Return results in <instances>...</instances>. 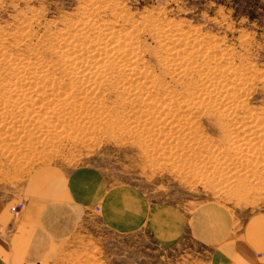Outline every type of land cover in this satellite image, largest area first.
I'll return each mask as SVG.
<instances>
[{
    "label": "rangeland",
    "instance_id": "374dc122",
    "mask_svg": "<svg viewBox=\"0 0 264 264\" xmlns=\"http://www.w3.org/2000/svg\"><path fill=\"white\" fill-rule=\"evenodd\" d=\"M228 2L0 0V199L14 200L37 168L67 173L84 165L107 186L130 187L152 205L198 215L203 204L220 203L242 220L264 213V23L236 16ZM63 37L76 42L66 48ZM108 40L116 50L103 48ZM77 46L103 48L97 59L111 63L115 53L138 61L111 68L64 63L91 60L94 51L84 55ZM74 230L41 264L210 259L204 230L188 227L164 246L146 226L117 232L94 213Z\"/></svg>",
    "mask_w": 264,
    "mask_h": 264
},
{
    "label": "crops",
    "instance_id": "0c3cea01",
    "mask_svg": "<svg viewBox=\"0 0 264 264\" xmlns=\"http://www.w3.org/2000/svg\"><path fill=\"white\" fill-rule=\"evenodd\" d=\"M15 200H21L22 207L12 214ZM93 213L117 232L146 226L164 246L176 244L188 227L204 230L210 245L208 264H264V213L242 220L220 203L203 204L198 215L173 204L152 205L130 187L107 186L96 168L84 165L67 173L37 168L14 200L0 199V264L46 259Z\"/></svg>",
    "mask_w": 264,
    "mask_h": 264
},
{
    "label": "bare ground",
    "instance_id": "6f19581e",
    "mask_svg": "<svg viewBox=\"0 0 264 264\" xmlns=\"http://www.w3.org/2000/svg\"><path fill=\"white\" fill-rule=\"evenodd\" d=\"M83 22V21H82ZM84 22H85V20H84ZM79 23V22H78ZM93 25H96V24H93ZM72 26V25H71ZM76 26H78V25H76ZM82 26V25H81ZM100 26V25H99ZM87 27V26H86ZM89 27V26H88ZM82 29V28H81ZM83 29H85V27H83ZM82 29V30H83ZM75 30V29H74ZM74 30H72L71 29V32H69V33H72V31L74 32ZM90 30V29H89ZM79 31H80V29H79ZM115 32V31H114ZM119 32V31H118ZM121 32V31H120ZM75 33H77L76 31H75ZM123 33V32H122ZM61 34H63V32L61 33ZM83 34V33H82ZM86 34V33H85ZM68 35V34H67ZM104 35V34H103ZM79 36H81V34L79 35ZM89 36V35H88ZM91 36V35H90ZM121 36V35H120ZM59 37V36H58ZM60 37H61V35H60ZM59 37V38H60ZM113 37H115V36H113ZM113 37H111V38H113ZM72 38V37H71ZM75 38H77V40L78 39H80V38H78V36L77 37H75ZM82 38V37H81ZM117 38V37H116ZM115 38V39H116ZM119 38H121V37H119ZM126 38V37H125ZM94 39V38H93ZM127 39V38H126ZM178 39V38H177ZM62 40L65 42H63V44L66 46V48L67 47H71L72 46V44H73V42L75 41L76 42V39H72V40H68L67 38H66V40H64V37L62 38ZM74 40V41H73ZM186 40V39H185ZM171 41V40H170ZM173 41H174V39H173ZM181 41H183V40H181ZM59 42H61V41H59ZM79 42V41H78ZM101 42V41H100ZM122 42V41H121ZM189 42H190V40H189ZM189 42H187V43H189ZM90 43V42H89ZM114 43H115V41H113V40H108L107 42H105L104 43V46H106V47H103V48H107L108 50H110V49H114L115 48V46H114ZM180 43V42H179ZM178 43V44H179ZM196 43V42H195ZM120 44V43H119ZM168 44V43H167ZM182 44V43H181ZM184 44V43H183ZM192 44V43H191ZM130 45H131V43H130ZM129 44H128V46H130ZM80 46V45H79ZM83 46H86V45H84V43H83ZM127 46V49L128 48H130V47H128ZM160 46H162V45H160ZM194 46H195V44H194ZM5 47V46H4ZM120 47H122L123 48V46H120ZM186 47V46H185ZM198 47V46H197ZM1 48H3V46L1 47ZM77 48H78V50H81L83 53H84V55H86V54H88L89 52H92V51H94V53L93 54H91L90 56H91V60H88L87 62H85V61H79L78 59H77V57H73L72 59H70L68 62L67 61H65L64 63H67V64H71V65H75V66H82V67H88V66H98V65H100L101 64V66H104V65H106V66H110L109 68H111V67H114V65H116L115 67H117V66H119V65H121V66H129V65H131L132 63H137V61L138 60H130V58H127V56L125 57V56H123L124 58H120V54H121V52L119 53V57H116V56H118V53H115L114 55H115V57L116 58H119L117 61L115 60V57H113V58H111L112 60L114 59V61H113V63H111V62H109L110 60H100V59H97V56H100V55H98L99 54V52H101L102 50L101 49H103V48H94V46H93V50L92 49H90L89 47H88V49H84V48H79L78 46H77ZM119 48V47H118ZM161 48V47H160ZM119 49H121V48H119ZM126 49V50H127ZM135 49V48H134ZM175 49V48H174ZM188 50H190L191 51V49H189V48H187ZM114 50H116V49H114ZM125 50V51H126ZM130 49H128V51H129ZM74 51V50H73ZM107 51V50H106ZM113 51V50H112ZM131 51H134V50H131ZM3 52V51H2ZM187 52V51H186ZM189 52V51H188ZM202 52H204V51H202ZM102 53V52H101ZM110 53V52H109ZM124 53V52H123ZM122 53V54H123ZM130 53V52H129ZM193 53V52H192ZM199 53V52H198ZM11 54V53H10ZM107 54V53H106ZM125 54V53H124ZM127 54H128V52H127ZM135 54V53H134ZM172 54V59H174V58H177V59H180V64L182 63V65L183 66H185L186 64H183V63H187L186 62V60H184L179 54H173V53H171ZM5 55V57L3 58L4 60H5V58L7 57V54H3V56ZM101 55H103V54H101ZM130 55V54H129ZM128 55V56H129ZM159 55H162V53L161 54H159ZM168 55V54H167ZM185 55V54H184ZM13 56V55H12ZM11 56V57H12ZM89 56V55H88ZM112 56V55H111ZM110 56V57H111ZM134 56V55H133ZM174 57V58H173ZM179 57H181V58H179ZM133 58V57H132ZM140 59L142 58V57H139ZM204 59H206V58H204ZM208 59V58H207ZM211 59V58H210ZM175 60V59H174ZM39 61V60H38ZM101 61V62H100ZM143 61V60H142ZM194 61V60H193ZM8 62V61H7ZM10 62V61H9ZM56 62V61H55ZM61 62V61H60ZM168 62V61H167ZM174 62V61H173ZM197 62V61H196ZM38 63V62H37ZM100 63V64H99ZM170 63V62H169ZM194 63H195V61H194ZM11 64H13V63H11ZM57 64V63H56ZM161 64V63H160ZM165 64V63H164ZM171 64V63H170ZM0 65H1V63H0ZM34 65V64H33ZM62 65V64H61ZM112 65V66H111ZM173 65V64H172ZM198 65V64H197ZM29 66V65H28ZM41 66H42V64H41ZM46 66V65H45ZM131 66H133V65H131ZM135 66V68H136V65H134ZM183 66H181V67H183ZM190 66V65H189ZM188 66V67H189ZM3 67V66H2ZM99 67V66H98ZM5 68V67H4ZM101 68H103V67H101ZM140 68V67H139ZM13 69V68H12ZM15 69V68H14ZM99 69V68H98ZM170 69V68H169ZM191 69H194V68H191ZM27 70V69H26ZM56 70V69H55ZM64 70V69H63ZM66 70V69H65ZM128 69H126V71H127ZM172 70H174V69H172ZM5 71V70H4ZM13 71V70H12ZM22 71V70H21ZM82 71V70H81ZM85 71V70H84ZM114 71V70H113ZM148 71V70H147ZM204 71V70H203ZM2 72V71H1ZM101 72V71H100ZM166 72V71H165ZM181 72V71H180ZM190 72H192V71H190ZM193 72H195V71H193ZM19 73H22V72H19ZM31 73H36V72H31ZM78 73V72H77ZM79 73H80V71H79ZM142 73V72H141ZM2 74V73H1ZM36 74H38V73H36ZM119 74H121V73H119ZM138 74V73H137ZM146 74V73H145ZM170 74V73H169ZM178 73H176L175 75H177ZM180 74V73H179ZM183 74V73H182ZM52 75V74H51ZM118 75V74H117ZM125 75V74H124ZM185 75H187V73L185 74ZM193 74H191V76H192ZM16 76V75H15ZM25 76V75H24ZM36 76V75H35ZM99 76V75H98ZM127 76V75H126ZM130 76V75H129ZM154 76V75H153ZM183 76V75H182ZM188 76H190V75H188ZM208 76V75H207ZM65 77V76H64ZM72 77V76H71ZM91 77V76H90ZM123 77V76H122ZM142 77V76H141ZM81 78V77H80ZM86 78V77H85ZM84 78V79H85ZM107 78H110V77H107ZM113 78H114V76H113ZM117 78V77H116ZM119 78H120V75H119ZM173 78V77H172ZM179 78V77H178ZM198 78V77H197ZM22 80L24 79V78H21ZM20 79V80H21ZM26 79V78H25ZM29 79V78H28ZM70 79V78H69ZM77 79V78H76ZM141 79V78H140ZM174 79V78H173ZM176 79V78H175ZM98 80V79H97ZM99 80H101V79H99ZM110 80V79H109ZM118 80V79H117ZM121 80V79H120ZM207 80V79H206ZM205 80V81H206ZM13 80H11L10 81V83L12 82ZM24 81V80H23ZM26 81V80H25ZM32 81V80H31ZM34 81V80H33ZM36 81V80H35ZM46 81V80H45ZM51 81V80H50ZM49 81V82H50ZM111 81H112V79H111ZM116 81V80H115ZM128 81V80H127ZM126 81V82H127ZM133 81V80H132ZM178 81H179V79H178ZM192 81V80H191ZM224 81H226V80H224ZM47 83H48V81H46ZM107 82V81H106ZM117 82H119V81H117ZM129 82V81H128ZM183 82V81H182ZM66 83V82H65ZM77 83V82H76ZM111 83V82H110ZM125 83V82H124ZM133 83V82H132ZM132 83H130V85H132ZM145 83V82H144ZM152 83V82H151ZM38 84H40V83H38ZM37 84V85H38ZM46 84V83H45ZM61 84V83H60ZM63 84V83H62ZM84 84V83H83ZM107 84V83H106ZM115 84H119V83H115ZM126 84V83H125ZM124 84V85H125ZM139 84V83H138ZM58 85H59V83H58ZM213 85V84H212ZM227 85H229V84H227ZM16 86V85H15ZM30 86V85H29ZM44 86V85H43ZM42 86V87H43ZM46 86V85H45ZM105 86V85H104ZM113 86V85H112ZM114 86H116V85H114ZM113 86V87H114ZM216 86V85H215ZM218 86V85H217ZM31 87V86H30ZM72 87V86H71ZM120 87V86H119ZM139 87V86H138ZM142 87V86H141ZM169 87V86H168ZM33 88V87H32ZM70 88V87H69ZM94 88V87H93ZM134 88V87H133ZM140 88V87H139ZM142 88H144V87H142ZM142 88H140V89H142ZM222 88V87H221ZM29 89V88H28ZM85 89V88H84ZM88 89V88H87ZM166 89V88H165ZM189 89V88H188ZM9 90V89H8ZM37 90V89H36ZM5 91V90H4ZM22 91V90H21ZM21 91H18V92H21ZM83 91V90H82ZM142 91V90H141ZM149 91V90H148ZM25 92V91H24ZM37 92V91H36ZM159 92V91H158ZM193 92V91H192ZM214 92V91H213ZM6 93V92H5ZM10 93V92H9ZM23 93V92H22ZM52 93H55V92H52ZM85 93V92H84ZM83 93V94H84ZM89 93H91V92H89ZM171 93V92H170ZM174 93V92H173ZM187 93V92H186ZM190 93V92H189ZM218 93H221V92H218ZM27 94H28V92H27ZM82 94V95H83ZM136 94V93H135ZM143 94V93H142ZM141 94V95H142ZM144 94H145V92H144ZM178 94H180V93H178ZM55 95V94H54ZM140 95V94H139ZM159 95V94H158ZM161 95V94H160ZM182 95V94H181ZM63 96V95H62ZM185 96V95H184ZM184 96H183V98H184ZM190 96V95H189ZM188 96V97H189ZM14 97V96H13ZM48 97H51V96H48ZM66 97V96H65ZM8 98V97H7ZM12 97H10V99H11ZM20 98V97H19ZM33 98V97H32ZM35 98H37V97H35ZM45 98V97H44ZM57 98H58V96H57ZM69 98V97H68ZM87 98V97H86ZM190 98V97H189ZM192 98V97H191ZM13 99V98H12ZM26 99H29L30 100V97H26ZM164 99H166V98H164ZM229 103H232L235 99H236V96L235 95H232V96H229ZM54 100V99H53ZM52 100V101H53ZM57 100V99H56ZM200 100V99H199ZM38 101H40V100H38ZM66 101V100H65ZM188 101V100H187ZM58 102V101H57ZM56 102V103H57ZM209 102V101H208ZM7 103H8V101H7ZM10 103V102H9ZM37 103V102H36ZM44 103H46V102H44ZM54 103H55V101H54ZM179 103H181V102H179ZM16 104H18V103H16ZM189 104V103H188ZM52 105V104H51ZM217 105V104H216ZM226 105V104H225ZM198 106V105H197ZM196 106V107H197ZM234 106V105H233ZM49 107V106H48ZM48 107H47V109H48ZM147 107V106H146ZM222 107V106H221ZM165 108V107H164ZM201 108V107H200ZM83 109V108H82ZM216 110V109H215ZM5 111V110H4ZM217 111V110H216ZM218 111H220V110H218ZM81 112V111H80ZM166 112V111H165ZM224 112V111H223ZM222 112V113H223ZM3 113H6V112H3V111H0V116L3 114ZM37 113V112H36ZM196 113V112H195ZM233 113V112H232ZM39 114V113H38ZM184 114V113H183ZM247 114V113H246ZM254 115H255V113H253ZM4 115V114H3ZM230 115V114H229ZM228 115V116H229ZM242 115V114H241ZM42 116V115H41ZM259 116H261V115H259ZM246 117V116H245ZM258 117V116H257ZM262 117V116H261ZM36 118H38V117H36ZM237 120V119H236ZM243 120V119H242ZM259 120H261V118L259 119ZM226 121V120H225ZM252 121V120H251ZM259 123V122H258ZM227 125V124H226ZM246 125V124H245ZM240 126V125H239ZM257 126H259V125H257ZM252 127H254V126H252ZM249 129V128H248ZM252 129V128H251ZM261 129V128H260ZM232 130V129H231ZM234 131H235V129H234ZM246 131V130H245ZM247 131H249V130H247ZM262 131V130H261ZM244 133V132H243ZM256 133V132H255ZM246 134V133H245ZM251 135V134H250ZM239 137H240V135H239ZM241 137H242V135H241ZM247 138H248V135H246L245 137H243V140H247ZM254 138V137H253ZM252 138V139H253ZM255 140H256V137L254 138ZM237 141V140H236ZM239 141V140H238ZM253 141V140H252ZM258 143V142H257ZM263 145V144H262ZM243 150V149H242ZM255 150H256V148H255ZM244 157V156H243ZM254 159V158H253Z\"/></svg>",
    "mask_w": 264,
    "mask_h": 264
},
{
    "label": "trees",
    "instance_id": "16d2710c",
    "mask_svg": "<svg viewBox=\"0 0 264 264\" xmlns=\"http://www.w3.org/2000/svg\"><path fill=\"white\" fill-rule=\"evenodd\" d=\"M237 15H244L249 22L264 23V0H230Z\"/></svg>",
    "mask_w": 264,
    "mask_h": 264
},
{
    "label": "built area",
    "instance_id": "2783aa9c",
    "mask_svg": "<svg viewBox=\"0 0 264 264\" xmlns=\"http://www.w3.org/2000/svg\"><path fill=\"white\" fill-rule=\"evenodd\" d=\"M21 207H22V203L17 202V203H15L14 205H12V206L10 207V211H11L12 214H16L17 211H18ZM41 263H42L41 261H35V262H33V263H24V264H41Z\"/></svg>",
    "mask_w": 264,
    "mask_h": 264
}]
</instances>
